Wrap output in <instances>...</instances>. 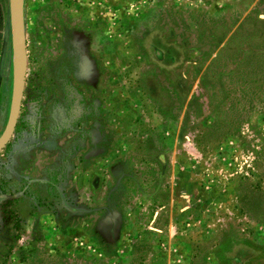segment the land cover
I'll list each match as a JSON object with an SVG mask.
<instances>
[{
	"label": "rangeland",
	"instance_id": "obj_1",
	"mask_svg": "<svg viewBox=\"0 0 264 264\" xmlns=\"http://www.w3.org/2000/svg\"><path fill=\"white\" fill-rule=\"evenodd\" d=\"M23 5L0 264H211L233 230L238 261L264 264V0ZM12 85L0 0V137Z\"/></svg>",
	"mask_w": 264,
	"mask_h": 264
},
{
	"label": "water",
	"instance_id": "obj_2",
	"mask_svg": "<svg viewBox=\"0 0 264 264\" xmlns=\"http://www.w3.org/2000/svg\"><path fill=\"white\" fill-rule=\"evenodd\" d=\"M9 4L13 42V85L9 118L4 134L0 137V152L7 147L16 131L28 70L23 0H9Z\"/></svg>",
	"mask_w": 264,
	"mask_h": 264
},
{
	"label": "flooded vegetation",
	"instance_id": "obj_3",
	"mask_svg": "<svg viewBox=\"0 0 264 264\" xmlns=\"http://www.w3.org/2000/svg\"><path fill=\"white\" fill-rule=\"evenodd\" d=\"M91 92V91H90ZM76 95H78L79 96V93H78V91H77V93H76ZM18 125V124H17ZM16 129H17V127H16ZM16 132V131H15ZM245 209V211L247 212V214L249 215L250 214V210H248L247 208H244ZM248 210V211H247ZM159 212H156L155 213V216H154V221H156L157 220V218H158V216H159ZM254 215V214H253ZM249 216H251L252 218H254V216H252V215H249ZM232 222L234 221V220H231ZM230 223V222H229ZM159 232V231H158ZM226 233V234H225ZM224 234H223V237H222V240H221V242H223L222 244H225L228 240H230L231 242H232V247L229 249V251H226V250H221V251H217L215 254L217 255L216 256V259L218 260L217 262L219 263V264H222L223 262H224V256H227V258H231L233 255H231V254H233L234 253V251H235V247H240V248H249V246H246L245 244H244V242H243V240L242 239H237L238 238V233L241 235V233L238 231L237 232V238H236V236H234L235 235V232H234V230L232 231V232H230V233H227V232H225ZM234 237V239L233 240H231V239H228V238H233ZM227 238V239H226ZM222 246V245H221ZM218 248V247H217ZM216 247H215V249H217ZM220 255V256H219ZM222 257V258H221ZM219 259H220V261H219ZM231 261V263L232 264H242V263H240L238 260L236 261V260H233V259H231L230 260Z\"/></svg>",
	"mask_w": 264,
	"mask_h": 264
},
{
	"label": "trees",
	"instance_id": "obj_4",
	"mask_svg": "<svg viewBox=\"0 0 264 264\" xmlns=\"http://www.w3.org/2000/svg\"><path fill=\"white\" fill-rule=\"evenodd\" d=\"M92 113V112H91ZM90 116H92V114H90ZM61 126H62V124H61ZM94 135H96V134H94ZM95 140H96V138H95V136H91V141L94 143L95 142ZM88 156V155H87ZM248 211V210H247ZM235 250L237 249V247H235L234 248ZM238 249H240V247H238ZM231 255H233L230 259H233V260H238V258H237V256H236V254H235V252L233 253V254H231ZM220 256V255H219Z\"/></svg>",
	"mask_w": 264,
	"mask_h": 264
},
{
	"label": "crops",
	"instance_id": "obj_5",
	"mask_svg": "<svg viewBox=\"0 0 264 264\" xmlns=\"http://www.w3.org/2000/svg\"><path fill=\"white\" fill-rule=\"evenodd\" d=\"M193 220V219H192ZM227 221H229V222H231V220H230V218L229 219H227ZM229 222H227V223H229ZM214 251V250H213ZM211 264H219L217 261H213Z\"/></svg>",
	"mask_w": 264,
	"mask_h": 264
}]
</instances>
